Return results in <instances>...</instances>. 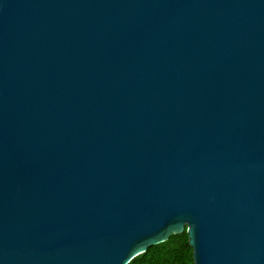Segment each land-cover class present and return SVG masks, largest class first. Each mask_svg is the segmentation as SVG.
Instances as JSON below:
<instances>
[{
	"label": "water",
	"instance_id": "1",
	"mask_svg": "<svg viewBox=\"0 0 264 264\" xmlns=\"http://www.w3.org/2000/svg\"><path fill=\"white\" fill-rule=\"evenodd\" d=\"M264 264V0H0V264Z\"/></svg>",
	"mask_w": 264,
	"mask_h": 264
},
{
	"label": "trees",
	"instance_id": "2",
	"mask_svg": "<svg viewBox=\"0 0 264 264\" xmlns=\"http://www.w3.org/2000/svg\"><path fill=\"white\" fill-rule=\"evenodd\" d=\"M131 264H195L187 230L171 235L164 244L150 248Z\"/></svg>",
	"mask_w": 264,
	"mask_h": 264
}]
</instances>
